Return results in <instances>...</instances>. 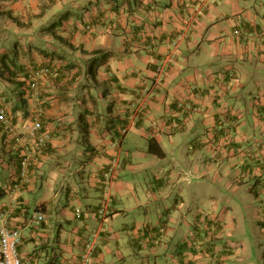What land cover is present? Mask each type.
<instances>
[{
  "label": "crops",
  "instance_id": "crops-1",
  "mask_svg": "<svg viewBox=\"0 0 264 264\" xmlns=\"http://www.w3.org/2000/svg\"><path fill=\"white\" fill-rule=\"evenodd\" d=\"M1 6L9 22L0 55L29 69L67 66L18 110L23 133L43 107L51 135L19 204L0 193L8 226L22 231L23 264H77L95 233L90 264H264V0ZM10 87L0 76V102ZM20 151L0 128V188L17 174ZM117 154L123 166L108 192ZM38 209L45 220L36 225Z\"/></svg>",
  "mask_w": 264,
  "mask_h": 264
},
{
  "label": "built area",
  "instance_id": "built-area-1",
  "mask_svg": "<svg viewBox=\"0 0 264 264\" xmlns=\"http://www.w3.org/2000/svg\"><path fill=\"white\" fill-rule=\"evenodd\" d=\"M165 66L159 69L161 75L165 74ZM57 68L51 66H40L30 72L28 79V95L37 97L41 88L47 82L58 76ZM141 107V106H140ZM139 107V108H140ZM44 109L40 108L35 115L23 121V133L18 131V121L15 120L12 110L7 105L0 107V126L4 133L12 136L17 143L22 145L20 168L9 184L5 186L4 194L11 200L12 205L19 204V197L21 193L27 190L33 183L34 175H36L39 160L44 159L47 155L46 148L50 132L45 130L42 124L41 117ZM125 132V130H123ZM121 141L113 142V146L118 148ZM123 166V161L120 155H115L108 167L106 168L104 184L106 190L112 189L113 183L116 181L119 172ZM186 178H191L192 172L186 171L184 173ZM0 188V193H1ZM110 197L104 199L101 203L97 214L100 218L106 219L109 216ZM9 212H0V264H23L22 258L19 254V244L22 239V231L20 228H11L7 224V217ZM206 216H209L206 214ZM45 220V214L41 210H37L33 216V222L36 225L41 224ZM99 243V234L92 235L86 245V253L82 260L77 264H90L92 254L97 244Z\"/></svg>",
  "mask_w": 264,
  "mask_h": 264
},
{
  "label": "trees",
  "instance_id": "trees-1",
  "mask_svg": "<svg viewBox=\"0 0 264 264\" xmlns=\"http://www.w3.org/2000/svg\"><path fill=\"white\" fill-rule=\"evenodd\" d=\"M51 1L53 3L55 0H51ZM9 15H10V18L13 16L12 15V11H10ZM63 20H64V18L62 17L59 21H57V22L53 23L52 25H50L47 28V30L52 31L58 25H62ZM16 22L18 23L17 20H16ZM57 38L63 43L66 42V40H67L66 38H64L62 36H59ZM40 52H41V54H46V56L52 55L51 53H46L44 50H41ZM16 59L17 58H15L13 56L11 57L10 55H7L6 53H1V55H0V62H1V65H0V76L3 79L7 80L8 83L11 84L10 92H11V94L13 93V96H11V94H10L9 97L6 96V99L3 100L2 102H0V107L2 105L9 106L10 109L12 110V112H13V115L15 116V120L17 121L18 119H20V117H24L25 116V114L19 115L18 114V110H20V109L27 110L28 102H30L29 98H40L42 92L46 93L45 88H47L49 85L53 84L59 78L61 72H64V71L67 70V66H64V67L59 66L58 67L56 65H53L52 63H50L48 65H37V63H36L34 65V67L29 69V68H26L24 65L17 63ZM100 65H101V62L98 63V57L93 58L92 62L90 64V67L88 69L89 74H91L93 77H96L97 71H98V68L100 67ZM40 66H51L53 68H57L59 74H58V76L56 78H52V79H50L47 82L48 86L46 84L45 85L46 87L43 86L41 88V91H40V93H39V95L37 97H33L31 94L28 95V91H27V89H28V87H27L28 79H29V76H30V72L32 70H34L35 68L40 67ZM15 95H16V97H15ZM13 97H15V98H13ZM12 102H15V105H13ZM41 120H42V117H41ZM0 128H1V126H0ZM155 143L156 142L153 139L150 140V142H149V151L150 152H153V150H154L153 145ZM158 152H159L158 153L159 155H163L162 150H161L160 147H159ZM19 157H20V159H19V164H20L21 153L19 154ZM4 190H5V188L1 187V191L3 193H5Z\"/></svg>",
  "mask_w": 264,
  "mask_h": 264
},
{
  "label": "rangeland",
  "instance_id": "rangeland-1",
  "mask_svg": "<svg viewBox=\"0 0 264 264\" xmlns=\"http://www.w3.org/2000/svg\"><path fill=\"white\" fill-rule=\"evenodd\" d=\"M1 9L2 10H0V45H4V44L8 43V38H7L6 32H4V27L3 26L7 22H9V20H8V17L3 14L5 12L3 6H1ZM46 26H50V23L46 24ZM15 97H16V95H15ZM15 97H13V98H15ZM12 104L15 105V102H12ZM172 157H173V155L170 153L169 156L167 158H165V159H172ZM206 214H208V213H206Z\"/></svg>",
  "mask_w": 264,
  "mask_h": 264
}]
</instances>
